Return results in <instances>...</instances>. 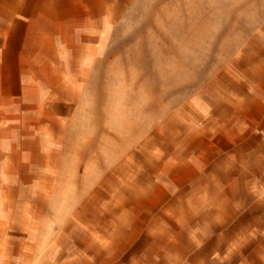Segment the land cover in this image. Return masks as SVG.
<instances>
[{
    "label": "crops",
    "instance_id": "crops-1",
    "mask_svg": "<svg viewBox=\"0 0 264 264\" xmlns=\"http://www.w3.org/2000/svg\"><path fill=\"white\" fill-rule=\"evenodd\" d=\"M103 15L104 0H0V264H264V50L230 94H198L112 210L99 188L95 209H34L53 149L42 75L71 73L73 35Z\"/></svg>",
    "mask_w": 264,
    "mask_h": 264
},
{
    "label": "rangeland",
    "instance_id": "rangeland-1",
    "mask_svg": "<svg viewBox=\"0 0 264 264\" xmlns=\"http://www.w3.org/2000/svg\"><path fill=\"white\" fill-rule=\"evenodd\" d=\"M103 18L89 41L73 35L71 73L42 75L35 109L53 149L40 157V212L95 209L98 188L112 210L198 94H230L264 50V0H104Z\"/></svg>",
    "mask_w": 264,
    "mask_h": 264
}]
</instances>
